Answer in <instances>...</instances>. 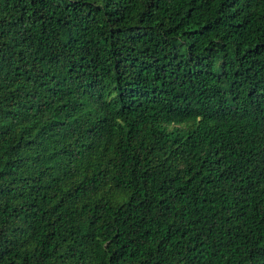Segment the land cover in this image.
<instances>
[{"label": "trees", "instance_id": "16d2710c", "mask_svg": "<svg viewBox=\"0 0 264 264\" xmlns=\"http://www.w3.org/2000/svg\"><path fill=\"white\" fill-rule=\"evenodd\" d=\"M0 264H264V0H0Z\"/></svg>", "mask_w": 264, "mask_h": 264}]
</instances>
